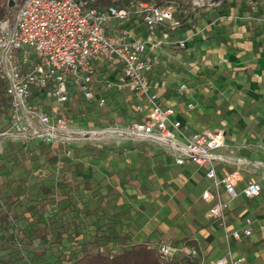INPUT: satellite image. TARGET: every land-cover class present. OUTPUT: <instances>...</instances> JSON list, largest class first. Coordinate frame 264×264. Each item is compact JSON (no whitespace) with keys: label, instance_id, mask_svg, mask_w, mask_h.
I'll use <instances>...</instances> for the list:
<instances>
[{"label":"built area","instance_id":"2783aa9c","mask_svg":"<svg viewBox=\"0 0 264 264\" xmlns=\"http://www.w3.org/2000/svg\"><path fill=\"white\" fill-rule=\"evenodd\" d=\"M264 5V0H258ZM12 16L0 19V158L7 145L53 146L75 139L97 137L96 130L75 127L67 108L75 98L86 107L102 109L114 93H126L132 116L124 125L112 126L126 138L144 139L165 147L176 165L192 162L204 168L214 192L202 198L212 202L211 218L226 219L229 202L240 193L246 198L260 194L261 183L241 179L236 172L217 176L216 165L226 162L221 129L193 130L177 117L173 106L159 100L149 74L163 45L171 44L168 24L175 23L172 1L113 0H15ZM252 3L250 11L256 9ZM249 18L254 17L251 14ZM179 47L186 39L177 40ZM179 91L187 85H178ZM71 105V104H70ZM69 105V106H70ZM193 108L191 102L186 104ZM76 130V132L74 131ZM254 166H264L256 161ZM224 186L226 199L220 196ZM240 229L225 230L226 254L212 264H242L229 241L251 236L254 219L243 216ZM264 232V224L259 226ZM161 256L194 257L186 243H161ZM263 264V263H259Z\"/></svg>","mask_w":264,"mask_h":264},{"label":"crops","instance_id":"0c3cea01","mask_svg":"<svg viewBox=\"0 0 264 264\" xmlns=\"http://www.w3.org/2000/svg\"><path fill=\"white\" fill-rule=\"evenodd\" d=\"M250 14L254 17L249 18ZM220 21L207 30L185 29L186 46L177 53L163 45L149 77L159 100L173 106L177 117L191 129L223 130L225 145L220 153L232 163L216 165L218 178L235 171L241 178L235 186L238 192L248 179L244 181L242 176L261 183L258 196L246 198L239 193L230 200L226 219L229 227L238 229L243 225V216L254 219L252 235L233 240L230 248L235 256L243 258L242 264H264V232L259 228L264 224V166H253V161L264 163V5L259 3L253 12L250 8L239 9L236 14L227 12ZM164 70L166 73H162ZM181 83L187 85V90H178ZM121 98V93H114L104 108L106 113L119 109ZM189 102L193 104L191 109L186 107ZM125 141L126 150L119 155L98 147L86 155L92 162L105 160L103 182H93L85 175L86 186H61L62 191L64 187L83 191L85 200L80 209L75 205L73 211L69 206L59 207L53 215L55 220L75 223L74 216L83 215L88 221L108 223L103 229L110 238L115 236V244L120 237L127 238L129 244L147 242L153 247L157 242L181 238L205 242L201 264H212L226 254L224 231L207 214L212 202L202 198L205 189L214 192L204 168L192 162L176 165L171 153L153 141ZM244 144L249 148L236 149ZM62 146L45 147L60 159ZM241 158L249 162L243 173L236 171L233 161ZM179 173L185 184L176 178ZM102 183L105 186H100ZM219 191L226 199L224 186H219ZM92 196L100 197L96 204L99 212L92 210L95 201H87Z\"/></svg>","mask_w":264,"mask_h":264},{"label":"rangeland","instance_id":"374dc122","mask_svg":"<svg viewBox=\"0 0 264 264\" xmlns=\"http://www.w3.org/2000/svg\"><path fill=\"white\" fill-rule=\"evenodd\" d=\"M110 1L113 0H108L106 3ZM155 1H172L176 7L174 16L176 22L164 27V29L170 32L169 36L172 43L169 46L173 53H177L184 48L178 46L177 40L183 39L185 29L196 30L203 28V30H207L212 25L222 22L220 18L227 12H234L236 14L239 9L250 8L252 3H255L257 8L259 6L258 0ZM6 4L8 7V0ZM8 8H10L8 16H12L15 11V3L12 7ZM162 73H166V70ZM121 94L124 98H121L119 109H113L112 112L108 113L104 109L107 105L102 109L88 108L82 101L73 99V102L70 103L71 105H68L67 114L76 122L74 124L75 127H80L87 131L96 130L99 135L97 137L83 138L80 140L75 139L68 143H62L63 146L59 150L60 159L56 163H50L47 154L40 153L36 147L31 145H7V149L0 158V211H7L8 204L15 198H18L20 202L15 205L13 214H10V211H8L7 220L0 225L1 255L9 251L7 246L12 244V241H14L13 238L18 231L22 230L27 232L33 227H37L40 230H47L48 218L51 215L57 214L55 210L59 207L69 206L72 211L75 205L79 207L78 209L81 208L85 200L84 192L73 190L71 187L69 189H66L68 187H64L62 191L61 186H79L80 184L81 186H86L85 175L87 178H90L89 180L92 178L94 180L93 182H103L105 177V160L99 163L92 162L86 155H89V152L97 147L106 149L110 155H119L124 149L126 150V137L122 136L112 127L114 123L124 125L127 121L126 119L132 116V111L127 105V94ZM74 131L76 132V130ZM248 148L249 144L236 147L240 151ZM137 153L139 152L137 151ZM139 155L144 154L140 152ZM79 158L84 160V162L81 163ZM143 158L145 160L147 159L146 156ZM225 158V164L232 163L230 158L228 159L226 156ZM233 161L237 165L236 171L240 173L245 172L244 167L249 164L248 160L241 158L234 159ZM246 169L249 171L248 167ZM240 173L239 175L241 176ZM176 178L181 184H185L183 178L180 179V173L177 174ZM242 178L244 181L245 178L253 179L249 176H242ZM100 186L105 185L102 183ZM96 196L88 198L87 201H89V204L90 201H95L94 204H91L92 210L99 212V207L96 204H98L100 197L96 199ZM82 212L81 210L80 213ZM226 213L225 218L227 217ZM82 216L75 215V223H72L73 221L67 222L66 219H63L66 221H63L64 226L61 228L63 232L61 233L60 241H55L50 237V239H45L42 244L28 245L26 243L27 238L24 239L18 248L23 255L26 252L31 253L28 256L30 262L26 263L18 257V254H14L8 263L69 264L73 258L81 256L83 253L82 250L84 249L88 248L89 251H100L105 254H112L119 252L124 244H129L125 237H120L115 244L114 240L110 238L109 233L103 229V226H107L108 223L98 224L93 221H88L86 218H82ZM214 219L216 226L222 228L224 231L223 235L225 236V230L230 228L229 222L227 219ZM183 241L197 251L196 256L189 258L192 261L188 260L187 257L183 258V264H193L196 261L198 264H201L204 259L201 250L205 242L198 244V241H190L186 240V238L183 240L181 238L176 241L164 243L178 244ZM232 241L231 239L229 244ZM160 244L157 242L155 247L157 250ZM224 244H226V241ZM0 264H2L1 261ZM161 264H168V260L161 258Z\"/></svg>","mask_w":264,"mask_h":264},{"label":"trees","instance_id":"16d2710c","mask_svg":"<svg viewBox=\"0 0 264 264\" xmlns=\"http://www.w3.org/2000/svg\"><path fill=\"white\" fill-rule=\"evenodd\" d=\"M7 0H0V19L7 16L10 13V8L7 7ZM108 0H96V2L100 4H105ZM39 152L43 154H47L50 163H56L58 161L57 154L51 150L49 147L40 146ZM18 198H15L11 203L8 204L6 210L0 211V225L7 220L8 211L10 214L14 213L15 205L19 204ZM64 226V223H60L55 220L54 216H50L48 218L47 230H40L37 227H33L27 232L18 231L16 236L13 238L12 244H9L7 247L9 251L5 254H0V261L2 264H9V260L11 256L14 254H18V257L24 260L26 263H29L30 260L28 256L31 253L26 252V254H22L19 250L20 243H23V240L27 238L28 245L42 244L45 239L53 238L55 241H60L61 233L63 230L61 229ZM112 238L115 236L112 235ZM83 253L81 256L73 258L69 262V264H161V258L168 260V264H183V258H188V260L192 261V257L188 256H178V257H164L161 256L159 251L147 244V242H138L134 244H124L119 252H114L112 254L102 253L100 251H89L88 248L82 250ZM197 262V261H196ZM193 264H198L197 263Z\"/></svg>","mask_w":264,"mask_h":264},{"label":"water","instance_id":"95a60500","mask_svg":"<svg viewBox=\"0 0 264 264\" xmlns=\"http://www.w3.org/2000/svg\"><path fill=\"white\" fill-rule=\"evenodd\" d=\"M14 5V0H8V7H12Z\"/></svg>","mask_w":264,"mask_h":264}]
</instances>
